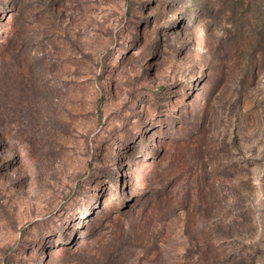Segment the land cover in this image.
Masks as SVG:
<instances>
[{
    "label": "rangeland",
    "instance_id": "1",
    "mask_svg": "<svg viewBox=\"0 0 264 264\" xmlns=\"http://www.w3.org/2000/svg\"><path fill=\"white\" fill-rule=\"evenodd\" d=\"M0 264H264V0H0Z\"/></svg>",
    "mask_w": 264,
    "mask_h": 264
}]
</instances>
